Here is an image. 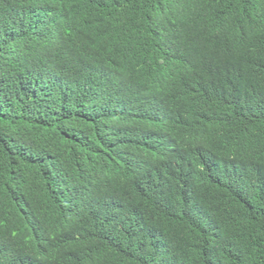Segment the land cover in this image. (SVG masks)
I'll return each mask as SVG.
<instances>
[{"label": "trees", "instance_id": "16d2710c", "mask_svg": "<svg viewBox=\"0 0 264 264\" xmlns=\"http://www.w3.org/2000/svg\"><path fill=\"white\" fill-rule=\"evenodd\" d=\"M0 264H264V0H0Z\"/></svg>", "mask_w": 264, "mask_h": 264}]
</instances>
